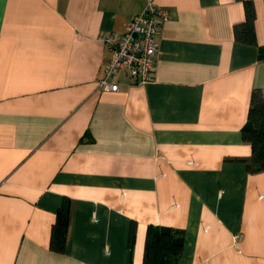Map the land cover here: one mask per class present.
Segmentation results:
<instances>
[{
    "label": "crops",
    "instance_id": "1",
    "mask_svg": "<svg viewBox=\"0 0 264 264\" xmlns=\"http://www.w3.org/2000/svg\"><path fill=\"white\" fill-rule=\"evenodd\" d=\"M148 1L168 13L151 80L122 68L101 89L100 34ZM245 1L0 0V264H142L150 227L182 234L173 264H264V169L241 133L264 95V0L256 44L233 33Z\"/></svg>",
    "mask_w": 264,
    "mask_h": 264
},
{
    "label": "trees",
    "instance_id": "2",
    "mask_svg": "<svg viewBox=\"0 0 264 264\" xmlns=\"http://www.w3.org/2000/svg\"><path fill=\"white\" fill-rule=\"evenodd\" d=\"M245 18L233 26L237 40L256 44L255 7L253 2L244 3ZM258 58H264V45L258 46ZM242 137L251 145V156L246 162L247 169H264V95L261 90L252 91L247 120L241 128ZM70 200L65 198L57 211L51 230V248L63 251L70 223ZM134 225L131 227V237ZM183 236L172 227H150L146 234L142 264H173L182 251Z\"/></svg>",
    "mask_w": 264,
    "mask_h": 264
},
{
    "label": "built area",
    "instance_id": "3",
    "mask_svg": "<svg viewBox=\"0 0 264 264\" xmlns=\"http://www.w3.org/2000/svg\"><path fill=\"white\" fill-rule=\"evenodd\" d=\"M168 18L163 8L148 1L144 8L134 15L122 32H103L100 38L110 51L104 62L103 76L99 87L103 90H117L114 81L117 72L125 68L135 83L151 80L153 60L157 51L156 36L162 23Z\"/></svg>",
    "mask_w": 264,
    "mask_h": 264
}]
</instances>
